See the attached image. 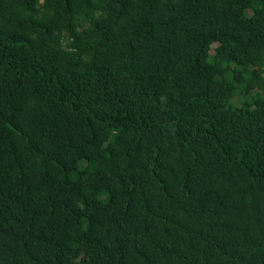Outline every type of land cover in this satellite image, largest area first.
<instances>
[{"label":"trees","instance_id":"1","mask_svg":"<svg viewBox=\"0 0 264 264\" xmlns=\"http://www.w3.org/2000/svg\"><path fill=\"white\" fill-rule=\"evenodd\" d=\"M0 264H264V0H0Z\"/></svg>","mask_w":264,"mask_h":264},{"label":"bare ground","instance_id":"2","mask_svg":"<svg viewBox=\"0 0 264 264\" xmlns=\"http://www.w3.org/2000/svg\"><path fill=\"white\" fill-rule=\"evenodd\" d=\"M166 200H167V199H166ZM169 209H170V208H169ZM173 209H174V208H173ZM165 212H166V211H165ZM164 215H165V214H164ZM164 215H163V216H164ZM170 217H171V216H170ZM170 217H169V218H170ZM166 220H167V219H166ZM169 221H170V220H169ZM174 225H175V224H174ZM161 244H162V243H161ZM178 244H179V243H178Z\"/></svg>","mask_w":264,"mask_h":264}]
</instances>
